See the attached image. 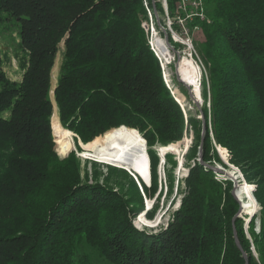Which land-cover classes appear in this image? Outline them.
<instances>
[{"label":"trees","instance_id":"obj_1","mask_svg":"<svg viewBox=\"0 0 264 264\" xmlns=\"http://www.w3.org/2000/svg\"><path fill=\"white\" fill-rule=\"evenodd\" d=\"M178 2L167 0L174 19ZM144 3L153 17H162L159 0H0V37L12 43L22 72L18 82L7 77L0 47V264H92L91 254L106 264H245L242 254L247 264H264V0H202L204 19L193 17L207 71L202 108L175 83L203 120L185 117L166 88L142 28ZM54 108L59 126L82 145L99 139L94 149L121 126L149 148L180 141L184 121L192 127L187 158L194 166L166 229L152 235L134 229L140 196L130 201L89 185L73 152L58 155L73 145L57 143ZM202 123L203 163L212 166L211 131L230 164L255 186L260 210L248 232L257 260L243 221L234 218L240 206L231 181L218 182L197 162ZM148 156L154 192L157 160L152 151ZM83 248L91 253L80 255Z\"/></svg>","mask_w":264,"mask_h":264},{"label":"rangeland","instance_id":"obj_2","mask_svg":"<svg viewBox=\"0 0 264 264\" xmlns=\"http://www.w3.org/2000/svg\"><path fill=\"white\" fill-rule=\"evenodd\" d=\"M165 1L166 3L164 5L163 3L164 1L162 2V0H159L161 8L163 10V15L162 17L157 16L158 21L156 20L155 17H153L151 12L148 10L146 3H144L147 10L146 11L147 19L146 21L143 22V25L145 26V28L148 29L149 47L150 50L155 55V57L158 59L162 72L163 82L166 88L169 90L171 96L183 111L184 116L186 117L188 116V113H190V116L201 120V116L198 115L196 109L186 100L184 94L181 92V90H179L178 85L175 83V81L177 78H179L178 74H176V72L178 71L176 65L178 66L179 62L185 59L186 56L189 57L188 59L194 65H196L200 71V82H199L200 97L198 96L199 97L198 101L200 102L197 105V107L198 109H201L204 104V101L201 97L202 96L201 83L203 79L207 76V71L204 68V63L202 61L200 52L197 49V44L202 43L203 34L201 32V28H199L196 24H194L195 23L193 20L194 16L191 18H186L185 16L186 21L185 18L181 19L182 21L181 24L177 22V19L172 18L168 11L167 0ZM192 12L195 11L190 10L189 12H187V14L190 15ZM167 16L170 22L167 21ZM178 20H180V18H178ZM166 33L169 36L168 41L170 47L165 45L166 50L165 52H162V50L158 47L157 42L164 41V36ZM151 35L152 38L150 39ZM0 47H2L3 51L7 53L3 65L4 72L6 73L7 77L10 80L16 82L20 81L22 72L18 68V61L15 58L16 54L14 52L12 43L4 39V37L3 38L0 37ZM61 52H62V47L60 46V52L57 54L54 67L51 72L52 87H54L56 83L58 68L61 59ZM185 87L187 88V86ZM51 122H52V129L55 135L61 139L60 141H57V143H60L64 139H68L73 145V149L69 151L66 155H61V154L58 155L60 157H66L68 154L73 152L75 156L80 160V169H81L80 174L83 177L85 176L84 178L88 180L89 185H95V183H98L99 186L101 187H107L112 189L114 193L118 194L122 192L125 194L124 198L126 199V197H128V200L130 201H132V198H129L130 196H140V202L142 203L143 209L142 211L132 216L131 218V223L134 229H136L139 232H143L147 235H152L159 232L160 229L167 228L169 222L173 218V214L175 213V211L178 210L181 204V200L185 196V180L188 176L189 169L194 166L193 158L188 159L187 156L191 149L195 134L192 127L188 123H186V121H184V130H183L182 139L180 141L170 143L165 146L167 147L169 145H173L179 150L180 152L179 154L181 157L180 162L176 160L178 156L175 155V153H171L168 151L162 153L158 152L159 147H164V146L160 144H155L153 147L149 148L145 144L147 147V155H148V151H152L157 160L156 161L157 186L154 192H151L152 186H151L150 161H149L150 179L148 180L149 183H146L143 180L139 179L135 174H133L127 168L99 163L92 158L82 156L84 152L92 153L94 150H96V148L94 149L92 144L98 141L99 140L98 138L102 137L105 134L98 137L97 138L98 140L95 139L96 141L94 140L95 141V142L93 141L94 143H90L88 146H84L82 145L83 143L80 140L78 139L75 140L74 134H71L69 132H68L69 133L68 136H64L63 134H61V132L58 129H62V127H60L58 124L59 122L55 108H54V113L51 117ZM201 135H202V131H201ZM209 137L212 148L210 155H212L214 158L211 161L212 166H209L208 164L206 165L216 169V171L218 169L217 172L213 171L214 179L217 180L218 182H222L224 180L231 181L232 194L234 195L237 202L241 201L240 205L242 204V200L239 197H237V194L241 190V187H243L242 186L243 184H248L250 186L251 195L252 198H254L253 196V193L255 191L254 184H250L245 180L242 172L240 171V168L230 164L229 152L225 148L214 143L211 131H209ZM103 138L104 136L100 138V140H102ZM55 142L56 141H54V143ZM103 146L104 145L102 146L100 145V147L98 148H101ZM55 147L57 149L56 143H55ZM222 149L225 150L226 155ZM201 152H202V147H201ZM198 154H199V149H198ZM161 155L163 158L162 165L160 164ZM216 159L219 160V163L218 160ZM160 172H162V177L158 174ZM142 187H145L146 190L143 189ZM254 201L255 204L257 205L256 209L248 212L242 210V213H240L239 217L243 221V234L246 240L250 244V252L252 256L257 260V254L255 252L252 239L248 232V228H249L248 222L260 210V207L257 204L255 198ZM254 231L255 232L259 231L258 221H255ZM83 253L90 254L91 251L83 248L80 255ZM91 263L106 264L105 262L98 259L93 254H91Z\"/></svg>","mask_w":264,"mask_h":264},{"label":"bare ground","instance_id":"obj_3","mask_svg":"<svg viewBox=\"0 0 264 264\" xmlns=\"http://www.w3.org/2000/svg\"><path fill=\"white\" fill-rule=\"evenodd\" d=\"M157 45L162 50V52H165L166 50L165 45L170 47L169 42H166L165 37L164 41H158ZM188 58L189 57L186 56L185 59L179 62L178 66L176 65V68H178L176 74H178L179 76L178 79H180L185 86L189 87L193 91L192 94L194 93L195 98H199L198 91L196 90L200 82V71L199 68L194 65ZM58 130L64 136L69 135L62 129ZM105 144H102L104 146L101 148H96V150H94L92 153L84 152L82 156L92 158L99 163L127 168L139 179L143 180L146 183H149L148 180L150 179V170L147 147L145 145L146 143L142 141V139L137 135L135 131L121 126L119 127V129L111 131L109 133ZM166 151L175 153V155L178 156L176 160L180 162V152L176 147H174L173 145H169L167 147H159L158 149V152L161 153ZM160 158V164L162 165V155L160 156ZM158 174L162 177V172ZM242 186L244 188L241 187V190L237 194V197L242 200L241 205V201H238L240 209L245 212L252 211L256 209L257 205L252 198L250 186L248 184H243Z\"/></svg>","mask_w":264,"mask_h":264},{"label":"built area","instance_id":"obj_4","mask_svg":"<svg viewBox=\"0 0 264 264\" xmlns=\"http://www.w3.org/2000/svg\"><path fill=\"white\" fill-rule=\"evenodd\" d=\"M164 1V2H163ZM162 2L166 3L165 0H162ZM190 10H193L195 12L191 13L190 15L187 14V12H189ZM176 14H177V22L179 24H181V16H179L180 14H187L185 15L186 18H191V17H199L201 20L204 19V16H203V3H202V0H179L178 4H177V11H176ZM178 18H180V20H178ZM185 18V19H186ZM167 21H169V18L167 16ZM142 28L145 30V32L147 33V36H148V29L145 28V26L142 24ZM149 38V36H148ZM152 38V35L150 36V39Z\"/></svg>","mask_w":264,"mask_h":264},{"label":"water","instance_id":"obj_5","mask_svg":"<svg viewBox=\"0 0 264 264\" xmlns=\"http://www.w3.org/2000/svg\"><path fill=\"white\" fill-rule=\"evenodd\" d=\"M153 5H154V3H153ZM155 15H156V14H155ZM155 17L157 18V16H155ZM20 18L23 19V20H26V18L23 17V16L20 17ZM164 37H165L166 42H168L167 34H165ZM177 80H178V82H180L181 84L184 85V83H183L180 79L177 78ZM184 86H185V85H184ZM187 89L189 90V95H190V97H191L193 103L197 106V105L199 104L200 101L198 102V98H195L194 93L192 94L193 91H192L189 87H187ZM197 91H198V95H199V86H198V88H197ZM199 97H200V95H199ZM201 119L203 120V117H202V116H201ZM204 132H205V126H204V123H202V135H201L202 137H201V143H200L201 146H202V143H203ZM74 137H75V136H74ZM197 162H198L199 164H201V165H204L206 168L211 169L212 171H216V169L211 168V167H209V166H207L206 164L203 163V161H202L201 147L199 148V154H198ZM217 171H218V169H217ZM217 171H216V172H217ZM253 199H254V198H253ZM254 202H255V201H254ZM241 212H242V210L239 208V210H238V212H237V214L235 215L234 218L239 217ZM233 236H234L235 244H236L237 248H238L239 250H241L240 245H239V243H238V241H237V239H236V234L233 233ZM242 255H243L244 259H245V264H247V258H246V256H245L244 254H242Z\"/></svg>","mask_w":264,"mask_h":264}]
</instances>
